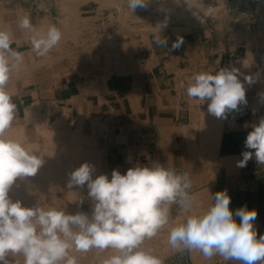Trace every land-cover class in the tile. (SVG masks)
Returning <instances> with one entry per match:
<instances>
[{
  "label": "crops",
  "instance_id": "obj_1",
  "mask_svg": "<svg viewBox=\"0 0 264 264\" xmlns=\"http://www.w3.org/2000/svg\"><path fill=\"white\" fill-rule=\"evenodd\" d=\"M22 1L0 0V31L10 33L12 51L18 52L23 42L31 44L32 33L19 27L25 15L37 30H46L56 18L54 25L62 40L70 29L74 44L64 53L60 41L54 50L60 59L43 66L42 70L47 69L40 79L26 69L35 64L32 47L22 53L26 60L13 72L25 69L35 86L12 93L17 107L40 98L54 101L56 113L62 116L67 106H73L81 131L88 130L96 158L103 164L101 174L110 177L113 169L123 174L136 164L160 162L189 174L191 194L199 207L206 208L212 203L211 195L227 190L233 209L246 205L257 210V233L264 232V165L253 158L246 166H237L247 150L248 131L264 118V0H151L134 13L127 0H40L37 8H25ZM84 5H91L86 18L97 27L94 47L88 38L79 40L74 31L77 21L82 22L75 8L82 12ZM158 25L167 38L164 47L156 43ZM178 37L183 43L174 49ZM232 67L240 69L242 82L244 75L252 76L254 82H244L246 103L228 113L227 119L208 114L207 102L189 100L180 87L195 73ZM51 73L71 78L75 84H63L54 75L53 82ZM46 88L48 93L43 91ZM68 100L71 105H60ZM86 106H96L105 121L106 168L99 141L91 135V124L100 131L101 126L86 114ZM171 215L182 218L177 206ZM158 234L160 240L154 238L158 253L154 247L149 249L160 253L162 264H193L194 250H173L167 228Z\"/></svg>",
  "mask_w": 264,
  "mask_h": 264
},
{
  "label": "clouds",
  "instance_id": "obj_2",
  "mask_svg": "<svg viewBox=\"0 0 264 264\" xmlns=\"http://www.w3.org/2000/svg\"><path fill=\"white\" fill-rule=\"evenodd\" d=\"M148 3L127 0V7L134 13ZM19 27L32 33L31 47L38 57L47 56L62 40L55 25L37 30L27 15ZM157 27L156 43L164 47L167 38L161 34L162 26ZM11 43L10 33L0 31V264H13L9 257L17 255L23 257V264H78L72 253L92 249L113 251L103 264H162L143 244L165 228L173 250L198 251L206 260L219 256L226 264H264V234L258 237L255 226L257 210L246 205L233 209L227 190L211 195L212 203L206 208L199 207L191 194L189 174L177 173L160 162L136 164L123 174L113 169L110 177H94V166L88 162L71 171L67 188H87L90 214H71L65 208L39 203L29 207L13 200L9 195L13 185L35 176L46 155L7 134L16 119L17 105L6 85L23 61L22 54L11 50ZM182 43L178 37L172 48ZM241 75L236 67L201 71L180 87L189 100L207 102L208 114L227 119L228 113L246 103L244 82H254L249 75L242 82ZM244 146L247 150L238 167L253 158L264 165V118L248 131ZM173 206L181 210L182 218L172 217Z\"/></svg>",
  "mask_w": 264,
  "mask_h": 264
},
{
  "label": "bare ground",
  "instance_id": "obj_3",
  "mask_svg": "<svg viewBox=\"0 0 264 264\" xmlns=\"http://www.w3.org/2000/svg\"><path fill=\"white\" fill-rule=\"evenodd\" d=\"M42 59L41 62L39 60V63L30 66L33 68L29 69V66L26 68L29 75L34 71L32 69L37 70L48 66L51 62L59 60L60 56L54 52ZM24 70L14 71L15 75H10L6 87L11 94L17 91L20 83L24 86L31 82V78H27L29 75L27 76L28 73ZM80 125L81 121L73 106L68 107L65 115L62 116L56 113L55 108L51 109L50 101L45 99H34L33 102L22 107L21 113L17 107L16 119L7 134L20 140L26 148L38 149L46 156L44 165L35 176L25 181L18 180L13 185L9 193L13 200H21L25 206L29 207L39 203L45 207L65 208L71 214L79 211L91 213L92 201L87 197V188L74 187L71 190L67 188L69 173L84 162L94 166V177L102 172L103 164L101 165L99 159L96 158V149L88 137L89 132L88 130L81 131ZM79 200H83V203L81 204ZM154 238L156 236L144 242L143 247L146 250L154 247L155 240L157 241L158 238L160 240V236L155 240ZM158 246H160L159 243ZM155 248L157 247H154V250L158 253ZM151 251L153 252V249ZM72 254L77 256L78 264H103V261L113 254V251L101 252L92 249L87 253L73 252ZM159 255L160 253L157 254L158 257ZM190 257L193 259V264H226L219 256L206 260L198 251H193ZM9 259L13 264H23L21 255L10 256ZM228 264H233V262H228Z\"/></svg>",
  "mask_w": 264,
  "mask_h": 264
},
{
  "label": "rangeland",
  "instance_id": "obj_4",
  "mask_svg": "<svg viewBox=\"0 0 264 264\" xmlns=\"http://www.w3.org/2000/svg\"><path fill=\"white\" fill-rule=\"evenodd\" d=\"M51 2H53L54 0H50ZM68 1V0H67ZM40 2V0H23L22 1V4H23V7H25V8H30V6L31 5H33L35 8H37V5H38V3ZM149 2H152L151 0H149ZM154 4V3H153ZM4 8V7H3ZM81 10H82V12H80L79 11V8H78V6H77V9L75 8V11H76V17H77V20H79V19H81L82 20V22H80V21H77L78 22V24H76V28H74V31H78V38H79V40L81 39V41H83V40H85L86 38H88V40H89V42H90V44H92V46L94 45V41H93V38H95V36H96V23H95V21L94 22H92V20L89 18H86V14L88 13V12H86V10L87 9H91V5H84V6H82L81 8H80ZM167 10V9H166ZM52 12H53V15H55L56 14V9H55V7H53V10H52ZM88 14H90V12L88 13ZM41 15V14H40ZM63 15V14H62ZM54 17V16H53ZM55 17H57L56 15H55ZM86 19H88V21L86 20ZM56 18H52L51 19V22L49 23L50 25H56ZM85 22V23H84ZM104 24H105V22H104ZM66 35H65V37L63 38V45H62V52H64V53H68V52H70L71 51V49L73 48V44H74V38H72V36L69 34V33H71V30L69 29V30H67L66 32ZM31 46V44H28V43H25V42H23L21 45H20V47H19V50H18V53H20V54H22L23 52H25V51H27L28 49H29V47ZM94 47V46H93ZM97 47L95 46V48L94 49H96ZM54 50V49H53ZM56 52H58V50L57 51H55V53ZM54 52L53 51H51L50 52V54H53ZM23 56V55H22ZM35 57H36V60H39V59H41V57H38V56H36V55H34ZM34 57V58H35ZM25 60H26V57L25 56H23V61H22V63L23 62H25ZM36 60H35V63H36ZM65 60H66V63H65V66H67V64H68V60L65 58ZM48 67V66H47ZM68 67H70V66H68ZM30 68H33V66L32 67H30L29 66V69ZM47 69V68H46ZM46 69H44V70H42L41 68L39 69V70H36V69H32V70H34V72H33V76H35L37 79H40V78H42L43 77V72L46 70ZM15 71V70H14ZM67 72V71H66ZM68 73V72H67ZM11 74H14V72L12 71L11 72ZM10 74V75H11ZM15 75V74H14ZM53 75H54V77L57 75V74H53V73H51V81H55V80H57V81H60L61 83H65L66 81H68V83H70V84H75V80H72L71 78H70V80H67V78H66V76H64V75H58V76H56L55 77V80H54V77H53ZM58 78H59V80H58ZM69 79V78H68ZM18 83H20V81H18ZM17 83V84H18ZM35 85H34V83H29L28 85H21V83H20V85H18L17 86V90H20V91H22V90H26V89H28V90H31L33 87H34ZM24 88V89H23ZM49 89L50 88H46V89H44L43 91H44V93H48L49 92ZM71 105L72 103H71V101H66L65 103H62V104H60V105ZM22 107L23 106H19L18 107V110H19V112L21 113V111H22ZM59 107H66V106H59ZM67 107H71V106H67ZM54 108H56V103L53 101V103L51 104V109H53L54 110ZM86 114L88 115V116H92L93 117V119H97V122L99 121V123H100V126H101V131L98 129V126H96V125H92L91 124V127H92V131H91V135H92V137H93V140L95 141V140H98L99 141V144H100V146H101V150L103 151V162H104V166H105V168L108 166V164H107V159H106V126H105V121H104V119L98 114V112H97V110H96V106H86ZM95 119V120H96ZM96 126V127H95ZM261 234H264V232H258L257 233V236L259 237Z\"/></svg>",
  "mask_w": 264,
  "mask_h": 264
}]
</instances>
